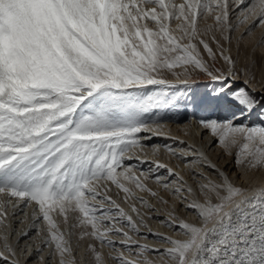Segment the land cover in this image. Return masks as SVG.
I'll use <instances>...</instances> for the list:
<instances>
[{
  "label": "snow or ice",
  "instance_id": "6c2138e0",
  "mask_svg": "<svg viewBox=\"0 0 264 264\" xmlns=\"http://www.w3.org/2000/svg\"><path fill=\"white\" fill-rule=\"evenodd\" d=\"M257 70L264 81V0H0V264H21L33 230L40 264H264V184H234L192 146H164L191 184L158 159L166 176L127 163L180 103L172 90L202 75L230 115L200 127L239 174L264 172ZM237 112L259 122L237 124ZM160 190L194 221L169 212L159 222L173 235L150 232L163 247L149 248L129 233L152 210L138 193L168 205ZM29 207L9 243V219Z\"/></svg>",
  "mask_w": 264,
  "mask_h": 264
},
{
  "label": "bare ground",
  "instance_id": "6f19581e",
  "mask_svg": "<svg viewBox=\"0 0 264 264\" xmlns=\"http://www.w3.org/2000/svg\"><path fill=\"white\" fill-rule=\"evenodd\" d=\"M248 87L249 90H252V86ZM242 118L243 116L237 117L235 122L238 124V121ZM160 123L162 127L156 129V131H146L140 134V141L145 147L143 149H136L133 153L134 158L127 161V163L133 164L137 167V174H139V171H145L149 172L153 176H166L167 171L165 168L158 169L155 166L154 161L158 159L161 164H165L168 167L173 168L174 171L179 172L180 175H182L184 179L187 180L189 184H191L192 180L189 176V169H186L181 161H178L170 156L165 151L164 146H170L178 154L181 149H188L189 146H192L194 149H199L201 152H203L207 156L208 160L211 161L212 164L216 165L217 168L225 171L234 184L245 186L248 182L264 184V172H257L249 174L248 176L239 174L234 164L233 158L225 155L222 149L216 146L209 132L200 127L198 120L191 118L187 120L184 119V121L181 122H176L175 120L170 122L160 120ZM153 147L158 148L156 155H153ZM135 157H140V159L138 160ZM211 171V169L208 170L209 173H211ZM171 179H175V177H172ZM149 186L152 187L153 190H158L154 183L149 182ZM115 191V188H113V193ZM160 192L164 199L169 201L168 205L159 204L146 194L138 193V195H144L145 199H147L152 205V210L143 208L141 209V216L143 218L144 225H138L140 235H133L132 233H129L132 235L133 240L137 241L138 244H146L149 246V248L163 247V245L158 243L155 235L149 234L150 232L153 234L161 233L168 236L173 235L172 231L159 222L160 220L167 218L169 212L175 211V214L180 218L188 222L194 221V217L190 211L182 210L179 203L176 202L173 197L162 190H160ZM113 198L115 199L116 197L113 196ZM122 199L123 197L121 196L117 202L121 204V207H123L129 215L133 216L134 220H136L137 218L135 214L130 212L127 204L122 203ZM137 207L139 208L140 205H137ZM25 212L28 213L30 219V207L18 209L16 215L9 219V243L16 241L17 234L26 230L29 220L25 219ZM22 220L24 223H20ZM124 230L127 231V228ZM142 236L146 238L141 239ZM39 239V237L35 236L34 230L30 232L28 237L20 238L17 254L21 264H40V256L47 255V249L39 253L36 251V246L39 242ZM113 239L117 241V246H119L118 242L119 239H122V237H113ZM104 251L107 252L108 249H104ZM147 255H149L150 259L153 258L151 253H147ZM49 264H52V262L49 261ZM109 264H111V262H109Z\"/></svg>",
  "mask_w": 264,
  "mask_h": 264
},
{
  "label": "rangeland",
  "instance_id": "374dc122",
  "mask_svg": "<svg viewBox=\"0 0 264 264\" xmlns=\"http://www.w3.org/2000/svg\"><path fill=\"white\" fill-rule=\"evenodd\" d=\"M233 54L235 55V48ZM246 55L247 52L242 47L241 55L238 58L240 63H244ZM241 81L236 82V85H242ZM253 83L256 88L259 89H257V95H263V92L260 91V84L264 83V81L260 78L259 70H257L256 81ZM207 85H209V82L207 78L202 75L195 76L188 87L178 84L172 91L175 93V97L180 98V103L173 108L161 112V120L169 122L175 120L176 122H181L184 121V119L187 120L191 118L199 121L201 119L224 118L225 116H229V112L208 99L206 95L208 91ZM241 116H243V118L238 121V124H255L259 122L256 112L244 115H239V112H237V117Z\"/></svg>",
  "mask_w": 264,
  "mask_h": 264
}]
</instances>
